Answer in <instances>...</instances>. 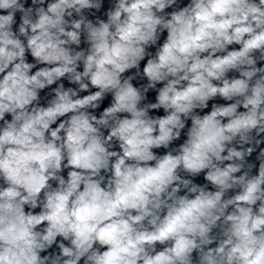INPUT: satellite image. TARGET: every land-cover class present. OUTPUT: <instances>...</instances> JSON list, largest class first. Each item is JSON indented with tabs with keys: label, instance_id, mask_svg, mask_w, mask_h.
I'll use <instances>...</instances> for the list:
<instances>
[{
	"label": "clouds",
	"instance_id": "clouds-1",
	"mask_svg": "<svg viewBox=\"0 0 264 264\" xmlns=\"http://www.w3.org/2000/svg\"><path fill=\"white\" fill-rule=\"evenodd\" d=\"M0 264H264V0H0Z\"/></svg>",
	"mask_w": 264,
	"mask_h": 264
}]
</instances>
